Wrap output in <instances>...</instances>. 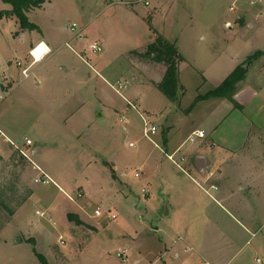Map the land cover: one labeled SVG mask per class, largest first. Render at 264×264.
Returning a JSON list of instances; mask_svg holds the SVG:
<instances>
[{"label":"rangeland","instance_id":"rangeland-1","mask_svg":"<svg viewBox=\"0 0 264 264\" xmlns=\"http://www.w3.org/2000/svg\"><path fill=\"white\" fill-rule=\"evenodd\" d=\"M9 9L11 5L0 0V11ZM262 11L264 0L254 4L249 0H46L27 12L28 21L37 29L20 28L14 16L0 17V123L12 140H32L33 145L27 147L30 157L55 183L34 184L37 172L27 160L21 171L4 168L2 164L14 149L0 138V184L19 173V192L32 191L0 231V264H42L25 239L42 224L52 234V242L49 251L39 253L53 257L54 264H162L160 234L153 227L163 223L173 227L179 219L175 213L177 180L195 198V204L189 205L190 215L200 216L199 210L205 206V213L212 216L213 199H219V193L209 190L212 199L183 175L190 172L185 166L186 148L193 144L184 140L191 124L202 127L215 144L236 151L238 157L259 160L255 161L261 167L259 178L240 174L237 162L226 170L230 171L229 184L222 191H237L242 177L246 184H254L245 198L233 195L241 207L231 209L229 203L220 201L244 223L247 218L250 222L260 219L264 212L251 208L264 203V130L258 128L264 112L257 114L259 123L250 116L252 112L245 119L237 111L229 114L232 106L226 99H222L221 109L213 100L187 107L197 94L216 87L256 51L258 56L244 63L242 71L250 84L264 90ZM73 23L75 28L70 30ZM159 37L185 58L179 75V85L185 89L175 102L153 83L162 80L165 66L150 57L144 59L145 64L138 55ZM38 40L48 43L50 53L46 57L44 53L41 58H45L31 67L30 76L23 78L21 69L30 62L28 44ZM91 44L100 50L93 51ZM44 81L48 86L45 97L41 96ZM138 113L156 126L153 142L143 136ZM163 119L172 127L168 151L159 140L157 126ZM131 142L134 148L129 146ZM243 142H247L245 149L237 152ZM178 145L174 159L181 168L167 157ZM134 171L140 177H134ZM143 173L149 184L141 177ZM142 187L147 188V196ZM40 209L44 217L35 214ZM168 209L171 212L166 215ZM95 210L100 211L99 216ZM68 213L79 215L78 224L68 223ZM78 219L69 216V221ZM55 221H64L65 229L59 232L54 226L57 232H53ZM254 224L252 232L256 231ZM257 233V237L242 234L246 244L223 238L210 244L212 258L222 264H254L255 253L264 255L261 231ZM5 238L11 244L15 238L22 241L5 246ZM123 249L126 257L120 258L117 253ZM185 254L187 264H197L196 251Z\"/></svg>","mask_w":264,"mask_h":264},{"label":"crops","instance_id":"crops-1","mask_svg":"<svg viewBox=\"0 0 264 264\" xmlns=\"http://www.w3.org/2000/svg\"><path fill=\"white\" fill-rule=\"evenodd\" d=\"M231 8L232 7H230V9ZM226 24L227 26H230L229 21H226ZM40 43L45 44L48 48V52L46 53L45 57L50 53V46L48 45L46 41L44 40H38L36 42L30 41V43L28 44L29 47H28V53H27V61H30L29 63H31V60L33 59L32 56L29 54V50L39 45ZM142 52L143 51H140V53ZM30 57L32 59H30ZM45 57L41 58V60L35 62L34 64L41 62ZM182 58H183L182 62H185V58L184 57ZM143 61H144L143 63L147 64L146 60H143ZM182 62L179 64L178 82H180L179 75L181 72ZM236 66H238V64ZM234 68L232 69V71L234 70ZM35 70H37V68ZM205 79L206 78H203L204 82L206 81ZM44 80H46V78ZM248 81H249L248 79L244 78L243 81L237 85L236 92L233 96L234 103L232 101H229L232 106L229 114L236 113L234 111H237L240 119L242 118L245 119V117L248 115V112L249 113L252 112V115L250 116H252L253 119L256 121L257 116H258L257 114L260 115L261 112H264V90L260 89V87L258 86H254L250 84ZM153 83L156 84L155 81H153ZM181 86L184 88L182 84ZM47 87L48 86L45 84V81H44V87L41 88L42 90L41 96L43 97L46 96ZM1 89L4 90L3 85H1ZM205 93H200L197 95H204ZM178 95L179 94H177V97ZM176 99L171 100V102H175ZM222 99H225V98H217V97H209L205 99L203 98L201 100L196 101L193 106L196 108L197 105L200 103V101L213 100V101H216V108L221 109L224 103L222 102L223 101ZM190 105L187 107V109L190 107ZM146 112L148 114H151L149 110H146ZM99 116H101L100 113H99ZM256 122L260 123V121H256ZM220 123L222 124L223 121H221ZM254 124L255 123L252 122L251 127H253ZM260 125L261 126L258 127L259 131L264 130V121H262ZM157 127H158V130H160L159 140L162 143V145L167 148V151H168L169 141L172 137L170 136L172 127L171 125H169L168 119H163V124ZM33 129L35 131L37 130L36 127H33ZM195 129L204 130L202 127H194L191 124L189 127V130L187 131L188 133L187 136ZM5 130L6 129H4L0 123V138L5 139V136H6L7 138L11 139L7 135V131ZM204 132L206 133V139L203 140L202 138L200 140H197L195 143H193L192 146H188L186 148L187 149V152H186L187 160L185 162V166L190 170V172L189 173L183 172L184 173L183 175L184 177L190 179L191 182L198 187V189H200L202 192L210 196L212 199L214 197L211 195L209 190H212L217 194L219 193L218 195L219 199L218 200L213 199L214 200L213 204L210 207L211 209H213V212H214V213H211L212 216L211 215L209 216L207 213H205L206 211L205 206H202L200 208L199 210V212L201 213L200 216L197 215L198 213L194 215L192 214L190 215L189 205L195 204L194 202L195 198H191V195L188 196L189 195V191H187L188 188H186L185 186L182 187V184L179 186L180 183L177 180L178 185L177 187H175V196L177 195L178 197H176L177 200L175 202L176 204L175 213L179 215V219L176 221L175 224H173V227H171L170 225H164L165 223H163L162 225H155L153 227L155 232H158L160 234L158 240L162 244V248L160 250V259L162 260V264H187L189 261L188 260L189 257L187 258L185 253L191 252V251H196V254L198 256L196 260L197 264H222V263H219L218 261H214V258H212V253L210 252L212 250V247L210 244L218 242L222 238L232 244L237 243L238 240H240L239 242H244L242 244H246L248 241L245 240V237L242 235L244 233L248 235H250V233L255 234L253 237H257L258 236L257 232L261 231V236H259V243L262 247H264V215H262V217L257 220L250 219L252 222H250L247 218L246 223H244L243 221H240L238 218H236L232 213H230V211L224 205H222V201H220L221 199L223 200V202L229 203V205L231 206V209H234V208L238 209V207L239 208L241 207V204L240 206L237 205L239 202L233 201V195L238 194L239 196H242L243 198H245L246 195H248L250 192L249 187L254 186V184L253 183L246 184L245 178L242 177L241 179L243 180L237 183V187H238L237 191H235L236 189L234 188L232 189V191L224 192L222 191V188L223 186H228L229 184L228 180L230 178V176H228L230 171H226V170L232 169L233 168L231 166L232 163L234 164L237 162L238 164H240L239 166H241L240 167L241 169L239 171L240 174L249 175L252 178H255L256 176L258 177L262 174V172L260 171L261 167L255 165V161L256 160L259 161V160L254 156H239L238 157L235 154L236 151L229 149L223 145L215 144L214 141L210 138V136L207 135V132L205 130ZM4 141L7 143L6 139ZM246 143L247 142L245 143L243 142L241 144L243 145L242 148L238 149L237 152L243 151L247 145ZM32 145H33V142H32ZM180 145H178L170 153L177 150L180 147ZM35 150H37L38 152L40 151L39 148H36ZM198 157H202L207 160L208 164L206 165L204 169L198 170L195 167V159ZM249 168L253 170L247 171ZM141 175H142V172H141ZM141 177L143 179L148 178V175L147 173H143V176ZM223 179L225 180L224 182H223ZM144 182L146 184L150 183V182L148 183L146 179H144ZM51 184H55L54 181ZM161 184H164V182L161 181ZM204 186H207L208 188H205ZM161 189H164L163 185L161 186ZM178 190L180 191V193H178ZM78 194H81V193H78ZM256 205L257 206H253L251 210L264 212V203L260 202V204H256ZM79 210L82 211L81 209ZM243 211H246V210H243ZM170 212H171L170 209H168L166 211V215H169ZM70 215L75 216L77 219L79 217V215L77 214H70V213L66 214L68 223L69 224L71 223L72 226L78 224L80 218L78 219V221H75V220L69 221ZM181 220H183V222H181ZM63 222L64 221L60 222L62 223L60 224L58 221H55L52 227L54 230L53 232L55 231L57 232V230H59V232L60 230H64L65 228L63 227V224H64ZM81 222H84V221H81ZM253 224L256 226V231L254 232L250 230V226H252ZM54 226L56 227L57 230L54 229ZM49 232L50 231L42 224L36 227L31 233H28L25 239L27 242H29L33 246V248L35 247L37 252H40L42 250L49 251V247L51 246V242H52V234H50ZM61 236H62L61 234L58 235V237H61ZM3 240H4L3 244L5 246H11V247H13L12 245L14 243L18 244L22 241L21 238H18V239L15 238V240L12 242L13 244H11L8 242L6 238ZM256 255L257 254L255 253L254 256ZM44 257L46 258L49 264H54V262H52L54 260L51 259L52 261H50V258H53V257H51L50 255H46ZM253 258L254 257H252V261H253Z\"/></svg>","mask_w":264,"mask_h":264},{"label":"trees","instance_id":"trees-1","mask_svg":"<svg viewBox=\"0 0 264 264\" xmlns=\"http://www.w3.org/2000/svg\"><path fill=\"white\" fill-rule=\"evenodd\" d=\"M2 2L9 3L11 9L1 10L0 17H16L19 20L20 28L34 30L37 26L34 23L28 21L27 12L35 8L41 7L46 0H1ZM259 51L248 56L242 63L238 64L234 70L215 88L211 89L204 95H197L193 103L198 100L217 97L225 98L229 101L233 100V96L236 92L237 85L244 79L245 70L242 71V65L244 63L249 64L251 60L258 56ZM139 57L144 60L146 57H150L151 60L162 63L165 66V72L160 82L155 86L159 91L168 99L174 100L177 98V94L181 92L183 94V87L179 85L178 73L179 64L183 61V58L177 52L176 47L159 37L155 42L150 43L144 52L138 53ZM245 69V68H244ZM3 158L0 157V160ZM26 159L18 154L17 151H13L8 157L7 162L3 163V167L11 166L15 171H21L24 168ZM12 172L14 175L16 172ZM20 174L17 173L13 179H8L0 184V231L2 228L10 222L15 211L24 204L28 199L31 190H25L22 194L19 192L17 184L19 182ZM34 254L38 257L42 264H49L46 258L33 248Z\"/></svg>","mask_w":264,"mask_h":264},{"label":"built area","instance_id":"built-area-1","mask_svg":"<svg viewBox=\"0 0 264 264\" xmlns=\"http://www.w3.org/2000/svg\"><path fill=\"white\" fill-rule=\"evenodd\" d=\"M255 1H258V2H261L262 0H250L249 3L251 4H254ZM147 4V2H146ZM262 15H264V11H262ZM75 28V24L73 23L71 26H70V30H74ZM37 46L34 47L37 48ZM90 48L93 50V51H99L100 50V47L97 46L96 44H91L90 45ZM30 54L32 55V62L29 63L27 66L23 67L21 69V75L23 76V78H28L31 74L30 72V69L31 67L34 65L35 62H37L38 60H36V58H34V54H33V49L30 50ZM18 66H21V64L18 62L17 63ZM120 83L118 84V87H120ZM112 88L119 93L118 89L114 86H112ZM128 102V105L131 107V108H135L134 105L129 102ZM139 116L141 117L142 119V122H143V129H142V134L145 138L149 139L150 141H152L151 139V135L155 134V132L157 131L156 129V126L153 125V124H149L145 118L140 114L138 113ZM121 119L123 120H126V118L123 116ZM205 137V132L204 130L202 129H195L193 130L186 138L185 142H187L188 144H193L195 143L197 140H200L202 138ZM5 139L7 141V143L15 150L18 152V154L20 156H22L23 158H25L27 161H29L34 169L36 170L37 174L34 176L33 178V183L34 184H37V185H45V184H50V183H53V180L50 178V176L42 169L40 168L38 165H36L32 158L30 157V154H29V150L27 147L31 146L32 145V140L29 139V138H25L24 140V143L20 142V141H14V140H11L9 138H7L5 136ZM153 142V141H152ZM156 145V144H155ZM129 146L134 148L135 147V144L134 143H129ZM157 146V145H156ZM180 148H178L177 150H175L173 153L171 154H168L167 157L169 160H171L175 165H177L178 167L181 168V164L178 163L177 161H175L174 159V155L177 154L179 152ZM183 160V158H181ZM133 175L134 177H140V173L137 172V171H134L133 172ZM141 192L143 193V196H147L148 195V190L147 188H144L142 187L141 188ZM81 194H78V197L80 196ZM69 199H72L71 197L68 196ZM35 214L36 215H39V217H44V212L43 211H40V210H36L35 211ZM94 214L96 216H99L100 215V211L99 210H95L94 211ZM252 236H254L255 234H251ZM126 252L127 250L126 249H123L121 251H119L117 253V256L120 257V258H125L126 257ZM253 261H254V264H264V255H260V254H257L256 256H254L253 258Z\"/></svg>","mask_w":264,"mask_h":264},{"label":"water","instance_id":"water-1","mask_svg":"<svg viewBox=\"0 0 264 264\" xmlns=\"http://www.w3.org/2000/svg\"><path fill=\"white\" fill-rule=\"evenodd\" d=\"M207 164H208V162H207V160L205 158L198 157V158L195 159V167L198 170L204 169Z\"/></svg>","mask_w":264,"mask_h":264},{"label":"bare ground","instance_id":"bare-ground-1","mask_svg":"<svg viewBox=\"0 0 264 264\" xmlns=\"http://www.w3.org/2000/svg\"><path fill=\"white\" fill-rule=\"evenodd\" d=\"M47 52H48L47 46L42 43L41 48H38L33 53L36 55V60H39L43 56V54Z\"/></svg>","mask_w":264,"mask_h":264}]
</instances>
